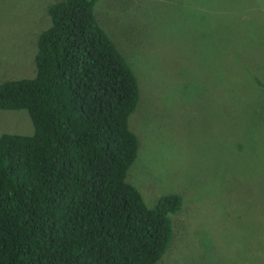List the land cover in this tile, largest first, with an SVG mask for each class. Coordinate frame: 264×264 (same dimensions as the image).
<instances>
[{
	"label": "rangeland",
	"instance_id": "1",
	"mask_svg": "<svg viewBox=\"0 0 264 264\" xmlns=\"http://www.w3.org/2000/svg\"><path fill=\"white\" fill-rule=\"evenodd\" d=\"M58 1L0 0V84L35 76ZM95 16L139 83L126 180L150 208L183 200L156 264H264V0H100ZM33 132L0 110V136Z\"/></svg>",
	"mask_w": 264,
	"mask_h": 264
},
{
	"label": "trees",
	"instance_id": "2",
	"mask_svg": "<svg viewBox=\"0 0 264 264\" xmlns=\"http://www.w3.org/2000/svg\"><path fill=\"white\" fill-rule=\"evenodd\" d=\"M99 1L52 4L35 76L0 84V110L27 111L34 128L0 136V264H156L170 246L183 200L150 208L126 180L140 89Z\"/></svg>",
	"mask_w": 264,
	"mask_h": 264
}]
</instances>
